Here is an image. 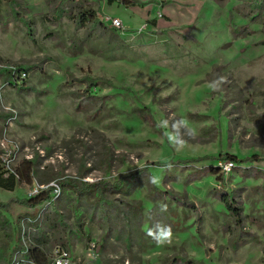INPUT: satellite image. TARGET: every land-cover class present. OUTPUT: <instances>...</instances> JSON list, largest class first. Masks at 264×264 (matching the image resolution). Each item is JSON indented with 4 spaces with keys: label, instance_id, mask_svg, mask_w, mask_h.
I'll return each instance as SVG.
<instances>
[{
    "label": "rangeland",
    "instance_id": "rangeland-1",
    "mask_svg": "<svg viewBox=\"0 0 264 264\" xmlns=\"http://www.w3.org/2000/svg\"><path fill=\"white\" fill-rule=\"evenodd\" d=\"M5 148L19 183L0 188V264L57 245L73 264H264V0H2ZM226 154L255 161L228 171ZM157 222L170 243L145 234Z\"/></svg>",
    "mask_w": 264,
    "mask_h": 264
},
{
    "label": "trees",
    "instance_id": "trees-1",
    "mask_svg": "<svg viewBox=\"0 0 264 264\" xmlns=\"http://www.w3.org/2000/svg\"><path fill=\"white\" fill-rule=\"evenodd\" d=\"M1 1L2 0H0V4H1ZM123 1H127V0H123ZM95 15H96L95 12L86 11V14H84V16L81 17L80 23H82V22L84 23L85 20L90 21L91 20L90 16H95ZM92 22H94V21H92ZM111 30L115 32L118 29H113L112 28ZM7 72H8L7 74H9L11 76V80H13L12 75H11V73H13V71H9L8 70ZM213 159L232 160L233 162H242L244 160L245 161H247V160L255 161V159L253 157H249V158H245V159L241 160L240 158L237 159L235 156L228 155V154H226L224 157L217 156L216 158H213ZM208 171H211L213 173L217 172V170L215 168H213V167H206V169L203 170L204 173L205 172L207 173ZM141 174H142V172L133 173L130 178H136L137 176H139ZM27 180H29V182H31L29 178ZM17 183H19V182L17 181L15 176L6 175L4 172H2L0 170V188L12 191V190H14L16 188ZM67 185H70L71 187H75V188L79 189L78 191H80V193H82V194H90V192H92V193L94 192L100 198L102 197L101 198L102 200H105L104 189H105L106 186L103 187L102 185H96V184L90 186V185H87V184H82L79 187L76 184H74L73 182L68 183ZM103 185H107V184H103ZM123 185H124V181L121 180L120 182H117L116 184H114V186H112V188L118 190V189H121L123 187ZM51 193H52L51 189L48 190V191L42 190L36 196H30L27 200L24 201V203H26V205H32V206L43 205V204L47 203L51 199V196H52ZM222 198H224V197H222ZM224 200L226 201V203H228L227 199L224 198ZM0 205H3V204L0 203ZM227 205H228V207L231 210H234L235 215H237L239 217L242 216V208L236 207L235 205H232L231 203H228ZM1 207H0L1 209L4 208V206H1ZM43 240L46 241L47 239H43ZM28 253H29L28 257H30L31 260L34 261V264H51L52 257H50L45 252V250L43 248L35 246L33 248H30Z\"/></svg>",
    "mask_w": 264,
    "mask_h": 264
},
{
    "label": "built area",
    "instance_id": "built-area-1",
    "mask_svg": "<svg viewBox=\"0 0 264 264\" xmlns=\"http://www.w3.org/2000/svg\"><path fill=\"white\" fill-rule=\"evenodd\" d=\"M109 25L113 29H120L123 27V22L119 18H110L109 19ZM13 151L10 149H3L0 150V170L4 172L6 175H13L16 176V170L12 167L14 156L12 153ZM221 166L226 170H231L234 166V162L231 160H228L225 163H221ZM44 190L42 186H38L34 188L33 190V196H36L40 191ZM52 196L51 199L48 201V203L54 202L57 200L61 194V187L59 184H54V190H52ZM91 249L96 248L95 242H92L90 244ZM59 261V264H73V258L70 256L69 251L62 245H57L54 251V256H52L51 264H56V262ZM33 262V261H32Z\"/></svg>",
    "mask_w": 264,
    "mask_h": 264
},
{
    "label": "clouds",
    "instance_id": "clouds-1",
    "mask_svg": "<svg viewBox=\"0 0 264 264\" xmlns=\"http://www.w3.org/2000/svg\"><path fill=\"white\" fill-rule=\"evenodd\" d=\"M223 82H224L223 77H219L212 84L213 90H216L217 88H219V86L222 85ZM164 123L166 124L167 121H164ZM178 123L186 124V121H179ZM195 134H196L195 131L192 130V135L194 136ZM168 139H169V142L174 145H180L183 143L182 140L176 137H173V136H168ZM150 182L154 185H158L160 181H159V178L157 177H151ZM158 207L161 213L167 212V204L160 203ZM145 234L149 236L151 239H153L158 245H164L166 243H170L171 238L173 236L171 225H164L160 222H157V224L150 227ZM56 264H59V261H57Z\"/></svg>",
    "mask_w": 264,
    "mask_h": 264
}]
</instances>
